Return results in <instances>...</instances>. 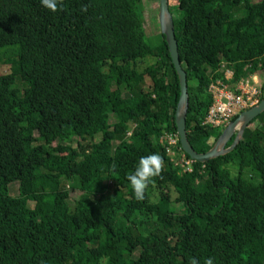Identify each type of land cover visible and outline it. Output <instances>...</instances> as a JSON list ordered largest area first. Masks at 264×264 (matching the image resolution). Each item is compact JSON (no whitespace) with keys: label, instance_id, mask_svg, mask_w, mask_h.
I'll use <instances>...</instances> for the list:
<instances>
[{"label":"trees","instance_id":"trees-1","mask_svg":"<svg viewBox=\"0 0 264 264\" xmlns=\"http://www.w3.org/2000/svg\"><path fill=\"white\" fill-rule=\"evenodd\" d=\"M139 1L62 0L51 12L0 0V264H264V111L230 150L180 173L157 140L175 133L177 79L160 32L158 47L145 41ZM167 5L185 134L203 154L219 135L202 122L220 62L232 83L256 75L264 87V0ZM151 154L165 167L138 201L127 176Z\"/></svg>","mask_w":264,"mask_h":264},{"label":"built area","instance_id":"built-area-1","mask_svg":"<svg viewBox=\"0 0 264 264\" xmlns=\"http://www.w3.org/2000/svg\"><path fill=\"white\" fill-rule=\"evenodd\" d=\"M219 71L222 72V80H211L206 86L209 105L202 124L216 129L220 133L221 129L241 112L258 104L261 83L257 85L256 75L241 78L232 83V71L223 62L219 64ZM157 140L171 164L178 167L180 173L189 174L192 172L194 161L186 158L182 153L175 133L164 132Z\"/></svg>","mask_w":264,"mask_h":264},{"label":"water","instance_id":"water-1","mask_svg":"<svg viewBox=\"0 0 264 264\" xmlns=\"http://www.w3.org/2000/svg\"><path fill=\"white\" fill-rule=\"evenodd\" d=\"M157 23L160 34L164 38L165 47L170 59L173 71L176 75L178 84V100L174 111V128L178 138L181 151L191 160L198 163H205L208 160L217 157L228 150L239 140L240 134L245 126L250 123L257 115L264 111V100H260L255 107H251L241 112L235 119L230 121L219 133L213 146L203 154L195 153L186 138L184 127V112L187 107V93L185 73L179 65L177 46L174 36L173 23L171 15L168 11L167 0H158ZM237 127L238 130H237ZM236 130V131H235ZM236 133L232 144L228 148H224L225 144L230 140L232 135Z\"/></svg>","mask_w":264,"mask_h":264},{"label":"rangeland","instance_id":"rangeland-1","mask_svg":"<svg viewBox=\"0 0 264 264\" xmlns=\"http://www.w3.org/2000/svg\"><path fill=\"white\" fill-rule=\"evenodd\" d=\"M170 5L172 7H175V2H172ZM157 9H158V0H140L139 4L137 6V13H138L140 20H141L145 41L153 48L158 47L160 44V36H159V32H158L159 28L156 27L158 25V23H157ZM173 16H174V14H173ZM8 64H9V62L0 61V76H6L9 74V65ZM255 80L258 83L257 85H259L261 83L260 78L257 77ZM146 82H148V81H146ZM12 88L15 91H18V93H20V91L22 90L21 84L18 83L17 81H14ZM260 89H261L260 93L264 99V87L263 88L260 87ZM41 110L44 111V115H46V116H47V114L45 113V111L50 112V113H48L49 116L56 115V112L48 110L46 108V106L44 107V104L41 106ZM238 128L239 127H237V130H238ZM214 138H215V135L213 134L209 137V141L212 142L214 140ZM213 144H212V146H213ZM104 184H106V186H104V187L109 188V189H113V187H116V184H113L111 181H107ZM69 187L74 188L75 185L72 184ZM8 194L10 196L16 195V187L14 184H10L8 186ZM154 198L155 197H153V199ZM174 208L176 210H178V207L175 205H174ZM156 227L157 226L152 224V223L147 225L148 230H153ZM138 232H139V234L141 233V235L145 233V231H143V230H138Z\"/></svg>","mask_w":264,"mask_h":264},{"label":"clouds","instance_id":"clouds-1","mask_svg":"<svg viewBox=\"0 0 264 264\" xmlns=\"http://www.w3.org/2000/svg\"><path fill=\"white\" fill-rule=\"evenodd\" d=\"M41 4L51 12L62 10V0H41ZM81 11H87V7L83 6ZM164 167L163 157L159 154H151L140 158L135 171L127 176L136 200L143 201L145 199L146 189L154 182V178L161 176ZM107 261L108 258L104 257L101 264H107ZM190 264H198V262L192 259ZM204 264H213V258L206 259Z\"/></svg>","mask_w":264,"mask_h":264}]
</instances>
